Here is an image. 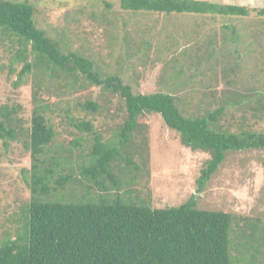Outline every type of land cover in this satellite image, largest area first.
<instances>
[{"label":"rangeland","instance_id":"374dc122","mask_svg":"<svg viewBox=\"0 0 264 264\" xmlns=\"http://www.w3.org/2000/svg\"><path fill=\"white\" fill-rule=\"evenodd\" d=\"M9 1L31 4L36 28L58 43L64 54L76 52L92 61L100 78L119 75L134 94L170 93L185 116L213 111L221 100L242 94L247 97L242 98L243 104L227 105L218 125L232 133L243 129L264 132V16L252 11L264 9V0H206L246 7L250 10L246 17L130 11L121 9L120 0ZM208 45L214 52L212 60L191 65L195 51ZM21 53L34 64L35 54L29 46L24 52L16 38L0 33V108H16L15 117L23 131L6 147L0 140V239L5 232H14L11 217L31 197L21 169L31 164L24 141L36 107L35 90L50 106L46 117L56 134L43 159L47 165L56 156L63 168L58 174L70 173L81 165L93 144L92 135L68 124L70 118L92 122L105 140L114 139L122 123L117 109L108 104V94L81 76L72 86L73 77L51 79L32 67L19 80L24 62L14 58ZM85 101L97 103L99 112L81 111L78 104ZM137 132L122 152L132 155L137 169L119 160L112 165L111 172L121 183L118 194L130 193L131 198L139 197L155 209L177 207L194 195L198 209L237 217L233 225L236 232L244 226V219L257 224L261 228L255 237L261 249L259 253L253 250L255 260L249 258L245 264H264V151L226 152L198 192L196 180L208 154L184 147L179 134L156 113L143 116ZM77 139L80 145L75 147L72 142ZM104 185L115 192L108 180ZM85 186V181L82 185L67 184L61 192L68 195L72 189L81 195ZM232 254L238 255L235 251Z\"/></svg>","mask_w":264,"mask_h":264},{"label":"trees","instance_id":"16d2710c","mask_svg":"<svg viewBox=\"0 0 264 264\" xmlns=\"http://www.w3.org/2000/svg\"><path fill=\"white\" fill-rule=\"evenodd\" d=\"M120 7L165 15L246 17L250 13L246 7L217 5L206 0H120ZM252 11L264 16V9ZM33 16L34 7L26 1L0 0V33L16 38L24 52L29 46L35 54L34 64L26 61L24 53L14 58L24 62L19 80L32 67L51 79L62 75L73 77L72 86L77 76H81L89 85L100 87L108 94V104L117 109L122 123L119 134L113 136L117 138L115 142L103 139L92 122L70 118L68 124L92 135L93 144L81 165L70 173L58 174V169H63L62 162L55 156L46 165L43 159L56 135L46 117L50 106L34 91L36 107L24 141L31 164L21 169L31 197L11 217L14 232H5L0 239V264H245L249 258L255 260L252 251L259 253L261 249L255 237L261 228L259 225L248 224L244 219V226L236 232L233 225L237 217L198 209L194 195L177 207L152 208L139 197L131 198L130 193L119 195L121 183L111 172L118 160L137 169L132 155H122V152L131 136L138 133L140 119L156 113L168 128L179 134L184 147L209 155L196 180L197 191L202 192L226 152L264 151V132L243 129L232 133L218 125L227 105L241 106L242 98L247 97L236 94L221 100L213 111L185 116L170 93L134 94L119 75L100 78L92 61L76 52L64 54L58 43L36 28ZM210 47L196 50L194 63L190 61V64L210 62L214 56L208 50ZM78 108L93 114L100 109L93 101L79 103ZM15 116L16 108H0V140L4 147L22 135L20 121ZM72 145L78 147L80 140L73 141ZM105 180L112 183L114 193L104 185ZM83 181L86 183L83 194L75 195L72 189L67 191L68 195L61 192L67 184L82 185ZM90 191L97 194L92 196ZM232 251L238 255L233 256Z\"/></svg>","mask_w":264,"mask_h":264}]
</instances>
